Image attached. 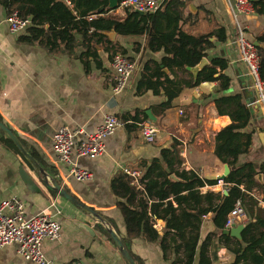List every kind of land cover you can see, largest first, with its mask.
I'll return each instance as SVG.
<instances>
[{
	"label": "crops",
	"instance_id": "obj_1",
	"mask_svg": "<svg viewBox=\"0 0 264 264\" xmlns=\"http://www.w3.org/2000/svg\"><path fill=\"white\" fill-rule=\"evenodd\" d=\"M170 1L164 0L158 12L163 11L167 4L170 6ZM249 1L252 4H264V0ZM179 3H184L183 7L179 6L177 10L169 7V10L172 17L179 19L177 25L183 33L199 36L220 30L225 32L223 42L210 39L213 47L206 52L204 59L207 64L204 67L209 66L212 59H224L227 61L224 74L230 84L224 91L218 90L215 82H204L194 89H184L172 106L163 112L160 109L166 101L163 91L155 95L142 87L138 89L142 77L150 75L156 64L163 72L166 69L161 64L163 52H150L145 48V35L122 36L111 29L99 32L101 37L89 39V34L88 40H83L82 36L74 33L75 44L71 51L62 48L49 51L37 43L21 42L20 38L26 35V31L11 34L7 25L9 14L0 5V122L18 137L26 152L49 177L70 196L105 219L106 226L121 239L134 264H176L183 257L182 249L177 251L176 248L187 240L189 228L185 229L186 238H179L173 233H165L164 220L155 219L153 229L160 238H164V244L167 245L165 250L159 240H150L143 234L128 238L119 208V204L125 200L114 195L111 182L119 175H126L124 169L138 172L136 183L129 178L132 185L139 189L141 197H144L142 187L137 184L154 162H159L161 166V170H155V175L159 172L169 173L168 166L162 161V151L166 149L173 150L181 161L180 165L173 164L172 170L193 172L206 180L221 179L226 164H222L214 154L215 136L229 126L231 120L229 116L218 113L214 104L216 99L241 95L251 116L243 131L251 133L252 145L247 154L239 156L238 165L253 164L264 183V113L256 103L257 92L246 67L240 61L236 32L226 2L179 0ZM101 17L122 22L127 12L115 8ZM238 24L255 48L264 47L260 40L264 36V14L254 10L252 15L239 16ZM165 26L162 22L163 30H166ZM110 31L114 32L112 39L106 35ZM114 55H121L136 65L125 89L118 95L112 92ZM164 73L169 72L167 70ZM107 114L114 115L122 122L124 116L127 121L126 125L105 140L104 155L95 160H78V166L89 171L92 179L86 183L64 179V168L57 164L53 151V134L59 127L79 129L81 133L76 138L78 143L83 140L84 134L97 129ZM133 117L138 119L137 124ZM145 121L152 122L158 130L152 142H146L141 135L138 124ZM21 166L39 193L31 192L24 186L19 176ZM228 168L230 172L231 168ZM169 178H175L174 173ZM154 179L162 182L164 178L155 176ZM253 191L261 200L262 195L256 189ZM224 192H227V188L219 184L199 189V208L216 207ZM207 195H210L209 199ZM0 196L21 200L27 217L45 213L58 222L59 238L55 241L44 240L41 245L42 253L50 264H128L105 225L43 185L20 153L1 143ZM165 205L166 202L160 208L161 216ZM260 206L264 208V203L260 202ZM173 207H177L174 202ZM213 220L212 212L201 216L193 264H198L199 251L207 241L206 255L212 264H228L232 260L221 238V235H225L224 231L231 228H226L224 224L222 230H217ZM246 221L247 218L238 225L244 226ZM225 236L231 241L237 240ZM0 264L34 263L22 259L17 254V245L12 244L0 248Z\"/></svg>",
	"mask_w": 264,
	"mask_h": 264
},
{
	"label": "trees",
	"instance_id": "obj_2",
	"mask_svg": "<svg viewBox=\"0 0 264 264\" xmlns=\"http://www.w3.org/2000/svg\"><path fill=\"white\" fill-rule=\"evenodd\" d=\"M183 4L179 0H172L170 6L167 4L163 11L153 15H139L126 10V19L119 22L99 16L108 13V0H70L71 7L64 0H0V5L9 15L17 11L20 17L30 20L26 35L20 41L25 44H40L49 51L58 48L71 51L75 44L74 33L82 36L83 40H88L89 34V39L101 37L99 32L111 29L122 36L145 35V48L150 52H163L161 64L169 73L165 74L156 64L150 75L142 77L138 89L142 87L155 95L163 91L166 101L160 107L162 112L172 106L184 89H194L204 82H215L218 90L224 91L230 84L229 78L224 74L227 68V61L224 59H212L210 65L204 67L196 78L190 73L189 69L206 57L207 50L213 47L210 39L223 42L226 37L223 30L199 36L183 33L177 25L179 19L170 14L171 10H177ZM253 7L256 13L264 14V4L254 3ZM94 15L96 18L89 21L88 17ZM162 22L166 24V30L161 28ZM260 40L264 43V36ZM256 49L260 59V76L264 82V47ZM214 104L220 115H227L231 120V124L215 136L214 154L222 164L231 168L223 180L228 184L227 195L221 196L216 207L199 208L201 197L198 190L216 185L217 180L201 179L193 172L172 170L171 166L175 163L180 165L181 161L169 149L162 151V161L168 166L169 173L159 172L155 175V170H161V166L159 162H154L138 181L144 197H141L139 189L132 185L131 179L126 175H119L111 182L112 192L116 197L125 200L119 204V208L128 238L143 234L150 240H159L165 250L167 245L164 244V238H160L153 229L155 219L164 220L165 233H173L179 238H186L185 229L189 228L187 240L176 248L177 251L182 249L183 253V257L176 264L194 263L201 216L212 212L215 228L222 230L234 203L240 200L247 218L241 240L231 241L228 236L221 235L232 255L228 264H264V208L260 206V202L264 203V183L259 185L256 182L257 171L253 164L238 165L239 156L247 154L252 145L251 133L243 131L251 118L250 112L242 102L241 95L221 97ZM132 119L135 124L138 123L136 117ZM122 120L125 123L127 118L123 116ZM0 143L18 154L13 143L1 132ZM171 173H174L176 179L169 178ZM155 176L164 179L159 182L154 179ZM255 189L262 195L261 200L255 195ZM206 197L209 199L210 195ZM164 202L166 208L162 210L161 216L160 208ZM173 202L177 205L176 208L173 207ZM177 210H180L179 214ZM207 244L208 241L201 246L198 264H212L206 255Z\"/></svg>",
	"mask_w": 264,
	"mask_h": 264
},
{
	"label": "built area",
	"instance_id": "obj_3",
	"mask_svg": "<svg viewBox=\"0 0 264 264\" xmlns=\"http://www.w3.org/2000/svg\"><path fill=\"white\" fill-rule=\"evenodd\" d=\"M64 1L70 5V0ZM163 1L121 0L117 4V9L120 11L132 10L136 13L149 15L158 12ZM225 2L232 25L235 28V40L240 61L246 67L253 88L257 92L256 103L264 113V82L260 76L259 55L255 46L246 38L244 30L238 24L239 16L253 14V4L249 0H225ZM95 18V15L90 16L88 20L91 21ZM7 25L9 32L15 35L26 31L30 26V20L20 17L17 11H13L7 18ZM112 66L115 71L112 92L114 95H118L125 89L136 65L121 55H114ZM125 124L114 115L107 114L97 129L84 134L83 140L78 143H76V138L81 130L59 127L53 134L52 142L56 162L64 168V179L79 183L90 181L92 179L91 173L79 167L78 160L82 158L95 160L104 155L106 150L105 140ZM138 126L141 128V135L146 142H152L155 139L158 130L152 122L145 121L139 123ZM123 172L135 183L139 178L138 172H129L126 169ZM217 184L228 188V184L221 179L217 180ZM243 219H246L244 208L240 200H237L227 215L225 226L226 228H232L240 224ZM59 236L60 226L50 214L42 213L27 217L21 200L17 198L6 199L0 196V248L15 244L17 245V254L25 261L34 264H50L42 253L41 245L44 240L55 241ZM73 264L82 263L76 262Z\"/></svg>",
	"mask_w": 264,
	"mask_h": 264
},
{
	"label": "water",
	"instance_id": "obj_4",
	"mask_svg": "<svg viewBox=\"0 0 264 264\" xmlns=\"http://www.w3.org/2000/svg\"><path fill=\"white\" fill-rule=\"evenodd\" d=\"M117 4H118L117 0H109L107 11L108 10L111 11V10H114L115 8H117ZM137 14L143 15L142 13H137ZM106 35L112 39L113 36H114V32L110 31V32L106 33ZM206 64H207V61L203 58L195 67L189 69V71L193 74L194 78H196L198 73L203 69V67ZM164 72L167 73V70L164 69ZM146 115L150 119H153L150 116L149 112H146ZM0 132L3 133L13 143V145L16 147V149L18 150V152L20 153L22 158L34 170L35 174L38 176L39 181L43 185H45L46 187L52 189L58 195L62 196L64 199H66L68 202H70L72 205H74L75 207L79 208L80 210H82L83 212L87 213L88 215H90L91 217H93L94 219H96L97 221H99L100 223H102L103 225L106 226L105 219H103L98 214H96L94 211H92L91 209L87 208L85 205L81 204L79 201H77L72 196H70L64 189H62V187L55 180H53L51 177H49L44 172V170L37 164V162L32 158V156L26 152V150L22 146V143L18 139V137L10 129H8L4 124H2L1 122H0ZM228 174H229V168L226 165V166H224V174L222 175L221 179L223 180ZM19 176H20L24 186L29 191L34 192V193H39V191L36 188L35 184L31 181V178L28 175H26V173L22 170V166L19 168ZM255 179L259 183H261V184L263 183L261 174L256 175ZM226 194H227V192H224V195H226ZM106 228H107V231H108L109 235L111 236L112 240L114 241L115 246L119 250V252L122 255V257L124 258V260L128 264H134V262L131 259L128 251L125 249L121 239L112 231V229H110V227L106 226ZM243 229H244L243 225H238L237 227L231 228L229 230H225L224 234L225 235H229L232 238H235L237 240H241V235L240 234H241Z\"/></svg>",
	"mask_w": 264,
	"mask_h": 264
}]
</instances>
